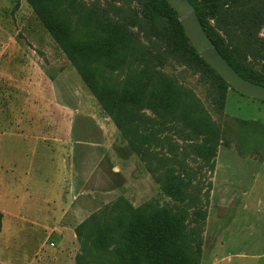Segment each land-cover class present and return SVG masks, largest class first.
<instances>
[{"label":"rangeland","instance_id":"374dc122","mask_svg":"<svg viewBox=\"0 0 264 264\" xmlns=\"http://www.w3.org/2000/svg\"><path fill=\"white\" fill-rule=\"evenodd\" d=\"M191 2L264 73V0ZM38 5L91 86L35 8L2 1L0 264H163L127 235L162 208L183 224L171 253L185 264H264V101L174 52L144 0ZM49 186L84 208L63 233L35 224L50 218L33 202Z\"/></svg>","mask_w":264,"mask_h":264},{"label":"trees","instance_id":"16d2710c","mask_svg":"<svg viewBox=\"0 0 264 264\" xmlns=\"http://www.w3.org/2000/svg\"><path fill=\"white\" fill-rule=\"evenodd\" d=\"M25 1L27 4H30L33 8H35L37 15L54 42L67 56V58L76 66L85 82L91 86L89 79L86 76V67L77 64L76 59L73 57L64 41L55 35L54 31L50 28L43 13L41 12L38 0ZM188 1L193 5L200 23L211 41L215 44L221 55L237 71V73L249 81L264 85V73L253 70L241 63L237 57L233 55V51L226 46L223 37L214 31L209 23V20L203 14V9L194 5L191 0ZM144 2L147 5L146 11L153 23L158 25L160 29L164 27V21L168 23L171 34L170 42L174 52L183 53L189 61L213 74L222 84L235 91L197 54L189 39L183 32L177 13L165 0H144ZM115 121L117 123V120ZM171 211L172 210L170 209H158L153 212L149 218H143L138 215L133 222L127 226L128 238L134 239L136 243L140 244L144 255L148 260L151 259L153 263H155V260L157 262L162 261L163 264L186 263L184 259L171 253L172 238L184 235L183 224L172 219V215L170 214ZM1 229L2 213L0 212V231Z\"/></svg>","mask_w":264,"mask_h":264},{"label":"water","instance_id":"95a60500","mask_svg":"<svg viewBox=\"0 0 264 264\" xmlns=\"http://www.w3.org/2000/svg\"><path fill=\"white\" fill-rule=\"evenodd\" d=\"M177 13L179 22L197 54L236 92L264 101V85L242 77L221 55L205 32L193 5L188 0H165Z\"/></svg>","mask_w":264,"mask_h":264},{"label":"crops","instance_id":"0c3cea01","mask_svg":"<svg viewBox=\"0 0 264 264\" xmlns=\"http://www.w3.org/2000/svg\"><path fill=\"white\" fill-rule=\"evenodd\" d=\"M3 0H0V7L2 4ZM21 4H27L25 0H20ZM19 3V2H18ZM52 38V37H51ZM53 40V39H52ZM54 41V40H53ZM55 43V42H54ZM56 44V43H55ZM57 46V50H59L63 56L64 53L61 51V49ZM66 58V57H64ZM66 60V59H65ZM56 61V60H55ZM58 62H63L61 59L58 60ZM55 63L60 65L59 63ZM61 66V65H60ZM59 67V66H58ZM54 68L57 69V65H54ZM58 72H60L58 70ZM45 81L49 83L51 88H57L63 81H56L55 77H50V76H45ZM57 92V89H54V93ZM37 190L36 194H38V198L34 199V203H39L42 204L43 207L45 208V211L47 212L48 210L51 211L48 215L50 216L49 219L43 218L40 219L39 221H36V225L39 226L40 230L43 232H46V229H48V232H62L64 231L63 227L64 225H69L73 226L76 225L77 222H80L81 218L84 216V208L82 205L73 203L72 201L69 200L68 196H64L65 194L60 192V189H54V187H40ZM28 195H25V197H20L18 196V192L12 191L10 192V196H12L14 199L17 201H23L30 199L31 192H27ZM29 196V197H28ZM59 196V197H58ZM56 198L58 199L57 201H53L51 203L50 199ZM1 212V211H0ZM4 218V217H3ZM54 227H51V226ZM55 230V231H54ZM0 235L2 236V230L0 231Z\"/></svg>","mask_w":264,"mask_h":264}]
</instances>
